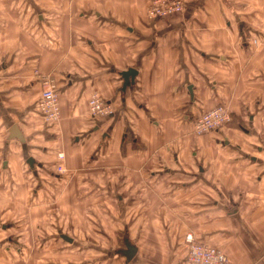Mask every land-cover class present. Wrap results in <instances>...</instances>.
<instances>
[{
	"label": "crops",
	"instance_id": "obj_1",
	"mask_svg": "<svg viewBox=\"0 0 264 264\" xmlns=\"http://www.w3.org/2000/svg\"><path fill=\"white\" fill-rule=\"evenodd\" d=\"M64 1L51 0L49 20L45 11L40 22L29 20L33 38L11 14L26 16L28 3L41 12L39 0H2L0 8V258L46 246L42 183L12 182L13 173L55 175L62 153L67 174L57 185L67 191L59 202L77 201L82 216L67 208L68 228L48 234L67 250L98 248L75 239L82 220L84 236H123L122 249L131 238L136 254L127 261L118 250L113 264H176L187 234L226 244L231 264H264V52L256 48L264 0H181L182 14L153 21L145 18L152 0ZM12 45L22 51L13 58ZM12 59L24 72L19 85L16 64H5ZM35 68L57 82L60 120L45 129ZM127 69L136 75L121 91ZM93 92L111 110L97 120L87 113ZM220 104L230 125L195 137V118ZM12 125L24 143L8 140ZM32 187L38 192L28 196ZM99 252L91 264L107 260V248Z\"/></svg>",
	"mask_w": 264,
	"mask_h": 264
},
{
	"label": "rangeland",
	"instance_id": "obj_2",
	"mask_svg": "<svg viewBox=\"0 0 264 264\" xmlns=\"http://www.w3.org/2000/svg\"><path fill=\"white\" fill-rule=\"evenodd\" d=\"M41 2L39 0V4H41L43 6V7L39 6L40 10H41V12L45 11L44 13L48 16L47 17V19H48V18H50V7L53 3L51 2V0H41ZM55 3H56V1H55ZM64 3H66V0L64 1ZM18 4H19V2H16L14 8L17 9ZM1 5H2V0H0V8H1ZM31 6H33V3H31ZM148 6L145 8V18L147 20H149L146 17V11H147ZM27 10H28V13L26 16H25V14L23 15L22 13H18V11H20V10H17V11L15 10V12L11 14L12 20H13V23H15L18 26L24 25V23H25V28L27 30V33L30 34L29 36L31 38H33L34 30L31 29L29 20H32V21L37 22V23L40 22L38 20V17L40 15H42L43 12L42 13L36 12L32 7H30L29 3L27 4L26 11ZM2 17H3V14L0 13V21L2 20ZM22 31H24V29H22ZM46 32L49 35V38H51L50 30L47 29ZM263 33H264V30L262 32V35H263ZM1 35H2V29H0V37H2ZM262 35H261V37H262ZM261 37H260V39H261ZM260 39H259V41H260ZM259 41H257V43H256L257 44L256 48H257V50H261L262 52H264V49H262L259 46ZM20 47L21 46H19V45H12L11 46V57L12 58L15 56V53L22 52L20 50ZM2 50H3V46L0 47V53H2ZM18 62H20V61L12 59L11 61L5 62V64L6 63L11 64L12 67H13V64H16V66H14V69H12V71H11V76L13 78L12 81H15L14 83L19 85V82L24 81V72L18 70V68H17ZM1 63H3V62H1ZM35 70H37V68H35L32 71V73L30 74V75H32L33 78H35V76H34ZM42 73H44V72H42ZM50 73L53 74L52 72H50ZM0 78H2V76H0ZM35 80L37 81V78H35ZM14 83L12 82V84H14ZM18 93L19 92H16V93H14L13 91L11 92L12 105H14V104L18 105L19 104L18 103L19 100L16 99V96H18ZM7 97H8V94H7ZM20 117L21 116L16 117L13 115L14 120L23 119V117L22 118H20ZM39 119H40V123L38 126L39 128L41 126H43V127H41V129H45L46 127L49 126V125H46L43 123L40 114H39ZM28 124H29V122H28ZM228 125H230V123ZM226 127H224V128H226ZM223 129H221V130H223ZM217 132H219V131H217ZM213 133L214 132H211V133H208L206 135H209V134L212 135ZM193 135L195 137L206 136V135L196 136L194 133H193ZM46 138H48V141L50 140L49 136ZM33 142H34V140H33ZM46 142L47 141L43 142V146L46 144ZM36 143L39 144L41 142L37 141ZM63 158H64V155L62 153L57 155V160H59V162L55 165V168L57 165L63 166ZM27 166L28 165H26V168H28ZM63 169H64V171L61 173H59L55 169V171H54L55 175H50V174L49 175L48 174H42L41 175V172H40L41 170L38 169L39 175L37 178L31 172L17 173V174L13 173L12 182H17L20 179H24L26 182L29 181V182L36 183L38 181L39 184L42 183V188L40 189V191L42 190V192H44L43 193V205H42L43 206V213H44L43 214V216H44V235L42 238V242L46 246H44L43 251L41 253H22V254L16 253V255H13L12 258L10 256L5 257V255H4L0 258V260H1L0 264H11V263L12 264H14V263L15 264H72V263H74V264H88L94 260H97L100 256H104L103 253L99 252V246H103L104 248H107V253H105L107 260L103 261L102 263L96 262V263H92V264H113L110 262H115V261L119 262L120 261V258L116 257L118 255H115V254L118 250H121L123 248V236H120L116 241H115V238H113V239L110 238V239H112V240H110L109 238H105V237L102 238V237L84 236L83 230H82V225H83L82 220H80V221L76 220L75 234H76L77 238H75V239H77L78 241L84 240L86 246L91 245L90 243L95 244L96 246H98V248H95V249L88 248V249L84 250L82 247H80V245H78L73 249L67 250V247L64 246L65 243H63V241H61V239L51 240V238H50L51 236L48 233H50V230L52 232V229L55 228V225L57 227L61 226V228H68L67 223L65 224L66 216H67V214H66L67 208L71 209V214H73V216H75L76 218L82 216V206L80 204H78V202L75 199L74 200L76 201V203L72 204V205L69 204V206H66L67 205L66 203L60 204V202H59L63 193L67 191V188H64L63 185L59 188L57 185L58 184L57 182L61 181L58 178H62L61 175H63L64 173H65V175L67 174L66 173L67 169L64 166H63ZM58 176H61V177H58ZM41 180H42V182H41ZM54 186H56V187H54ZM14 187H16V185H11V188H12L11 192L13 195L16 192L18 193L17 189H15ZM27 192L29 193L28 196H31V195H34L35 193H37L38 190H37V188L32 187L30 190L27 189ZM45 198H46V200H44ZM109 207L111 208L112 206L109 205ZM87 212H88V206H87ZM56 217L58 218L57 219L58 221L57 220L55 221ZM18 218L19 217L17 216L16 219H18ZM128 238L131 241V238L130 237H128ZM135 239H137V238H135ZM172 239H174V238H172ZM219 239H221V238H219ZM159 240H160V238H159ZM223 240H225V238H223ZM184 241H185V237H184ZM223 243H224V241H222L220 244H223ZM110 246H111V248H110ZM184 246H185V244H184ZM117 247H119V248L117 249ZM217 247L220 248L221 250H223L229 259V255L226 251V244H223V245L217 244ZM114 248H115V253L113 252ZM185 250H186V247H185ZM110 255H112V256H110ZM176 262H178V261H176ZM230 263H231V261H230Z\"/></svg>",
	"mask_w": 264,
	"mask_h": 264
},
{
	"label": "built area",
	"instance_id": "obj_3",
	"mask_svg": "<svg viewBox=\"0 0 264 264\" xmlns=\"http://www.w3.org/2000/svg\"><path fill=\"white\" fill-rule=\"evenodd\" d=\"M183 11L181 0H152L147 8L146 17L150 21L163 20L180 15ZM259 46L264 49V33ZM34 76L40 88L38 113L44 124L49 126L57 124L60 120V108L56 79L50 73H42L38 70L34 71ZM87 113L90 119L97 120L111 113V110L106 101L93 92L87 102ZM230 121V111L225 105L220 104L195 118L192 132L196 136L217 132L226 127ZM55 169L59 173L64 171L62 165H57ZM185 247V256L176 264H231L223 250L195 240L192 234L185 236Z\"/></svg>",
	"mask_w": 264,
	"mask_h": 264
},
{
	"label": "water",
	"instance_id": "obj_4",
	"mask_svg": "<svg viewBox=\"0 0 264 264\" xmlns=\"http://www.w3.org/2000/svg\"><path fill=\"white\" fill-rule=\"evenodd\" d=\"M135 75H136V70L134 69H127L126 71L120 73V76L123 81L121 91H124L127 85L133 82ZM13 138L17 139L21 143H24L25 141L20 130L17 128L16 125H12L8 130V140H11ZM26 162L31 168L33 166L34 160L32 157H28ZM61 238L68 242L72 241L71 238H68L67 236H64V235H62ZM136 251H137V248L132 243H130L128 238H125L124 239V249L119 250L118 253L121 256H123L127 261H130L133 258V256L136 254Z\"/></svg>",
	"mask_w": 264,
	"mask_h": 264
}]
</instances>
